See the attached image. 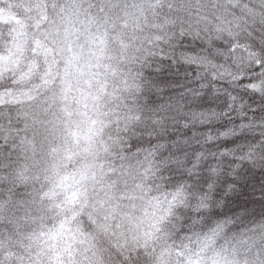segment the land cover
Wrapping results in <instances>:
<instances>
[{
  "label": "snow or ice",
  "instance_id": "6c2138e0",
  "mask_svg": "<svg viewBox=\"0 0 264 264\" xmlns=\"http://www.w3.org/2000/svg\"><path fill=\"white\" fill-rule=\"evenodd\" d=\"M0 264H264V0H0Z\"/></svg>",
  "mask_w": 264,
  "mask_h": 264
}]
</instances>
